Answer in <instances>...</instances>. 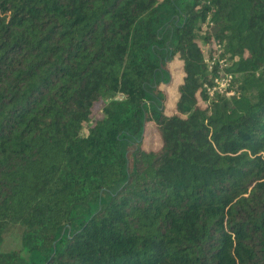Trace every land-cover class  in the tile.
<instances>
[{"label":"trees","instance_id":"1","mask_svg":"<svg viewBox=\"0 0 264 264\" xmlns=\"http://www.w3.org/2000/svg\"><path fill=\"white\" fill-rule=\"evenodd\" d=\"M0 264H264V0H0Z\"/></svg>","mask_w":264,"mask_h":264},{"label":"rangeland","instance_id":"2","mask_svg":"<svg viewBox=\"0 0 264 264\" xmlns=\"http://www.w3.org/2000/svg\"><path fill=\"white\" fill-rule=\"evenodd\" d=\"M169 71L171 74V79L169 83L163 86V90L167 94V112L173 110L175 103V98L177 97L176 86L180 83L182 79L181 64L178 63V60H174L173 63L169 66ZM102 103L96 105L94 109V117L98 118L102 116L101 113ZM160 146V141L157 133L151 125L145 127L143 131V148L144 149H157ZM21 248L20 244V235L17 228L12 229L8 234H6L4 243L2 244L1 251L7 252L10 250H19Z\"/></svg>","mask_w":264,"mask_h":264},{"label":"built area","instance_id":"3","mask_svg":"<svg viewBox=\"0 0 264 264\" xmlns=\"http://www.w3.org/2000/svg\"><path fill=\"white\" fill-rule=\"evenodd\" d=\"M214 51L213 54H210L207 48H204L203 61L207 70L212 73L210 81L203 86L207 102L218 95L228 96L234 78V74L228 70L230 60L221 55V48L218 45L214 47ZM117 99H121V97L117 96Z\"/></svg>","mask_w":264,"mask_h":264},{"label":"crops","instance_id":"4","mask_svg":"<svg viewBox=\"0 0 264 264\" xmlns=\"http://www.w3.org/2000/svg\"><path fill=\"white\" fill-rule=\"evenodd\" d=\"M174 60H176V59H174ZM174 60H173V61H174ZM173 61H172V62H170V63L168 64V70H169V66H170V64H171V63H173ZM178 63L180 64V62H179V61H178ZM169 73H170V71H169ZM181 74H182V73H181ZM170 77H171V74H170ZM175 99H177V97H176ZM175 101H176V100H175Z\"/></svg>","mask_w":264,"mask_h":264}]
</instances>
